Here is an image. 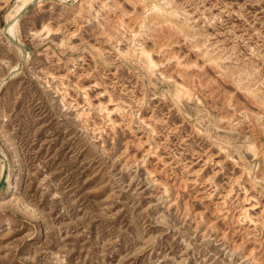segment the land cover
Listing matches in <instances>:
<instances>
[{
	"label": "rangeland",
	"instance_id": "374dc122",
	"mask_svg": "<svg viewBox=\"0 0 264 264\" xmlns=\"http://www.w3.org/2000/svg\"><path fill=\"white\" fill-rule=\"evenodd\" d=\"M30 3L0 0V264H264V0Z\"/></svg>",
	"mask_w": 264,
	"mask_h": 264
},
{
	"label": "bare ground",
	"instance_id": "6f19581e",
	"mask_svg": "<svg viewBox=\"0 0 264 264\" xmlns=\"http://www.w3.org/2000/svg\"><path fill=\"white\" fill-rule=\"evenodd\" d=\"M31 0H21V5L17 8V9H15L16 11V13L15 14H17V12L20 10V9H22L23 10V7L25 6V5H27L28 4V2H30ZM37 2H38V0H36ZM144 1H146V0H144ZM20 2V1H19ZM140 2H141V0H140ZM148 2V1H147ZM143 3V2H142ZM188 3V2H187ZM167 6V5H166ZM175 6V5H174ZM146 7V6H145ZM155 10V9H154ZM20 12V11H19ZM186 12V11H185ZM22 13V12H21ZM175 13V12H174ZM171 14V13H170ZM12 15V14H11ZM162 15V14H161ZM167 15V14H166ZM165 15V16H166ZM173 15V14H172ZM172 15H170L171 17H172ZM168 16V15H167ZM167 16L166 17H164L163 18V16H161L165 21L166 20H168V18H170V17H168L167 18ZM12 17H14L13 15L12 16H10V18H8V19H11ZM160 17V19H162ZM188 18V17H187ZM13 19V18H12ZM153 20V19H152ZM163 20V21H164ZM193 20V19H192ZM160 21V20H159ZM171 21V20H170ZM16 20L15 21H13L11 24H7V26H5L4 28H3V31H4V33L9 37V38H11V39H14V35H15V25H16ZM182 22V21H181ZM180 22V23H181ZM174 24V23H173ZM172 24V25H173ZM182 24V23H181ZM181 24H179V22H176L175 24H174V26L171 28V30L173 29L174 31H180L181 29H182V25ZM184 32V31H183ZM173 34H175V33H173ZM167 35V34H166ZM212 45V44H211ZM198 46V45H197ZM203 51V50H202ZM213 52V51H212ZM201 53H204V51L203 52H201ZM200 53V54H201ZM205 53H208V51H206ZM146 57L148 58V60H147V62H148V67H151V66H154L155 64V62H153L152 60H151V58H150V56H149V54L148 53H146ZM215 57V56H214ZM208 59L210 60V59H212L213 60V57L211 56V54H209L208 53ZM19 63V62H18ZM215 63H217V62H215ZM219 63V62H218ZM218 65V64H217ZM16 66V65H15ZM150 70V69H149ZM15 71H16V67L15 68H12L11 69V71L9 72V73H7L8 75H7V77H9V78H11L13 75H14V73H15ZM6 76V75H5ZM7 79V78H6ZM2 81H4V80H2ZM178 84V83H177ZM0 85H1V83H0ZM190 91V90H189ZM254 93V92H253ZM255 97H256V95H255ZM258 98H259V96H257ZM261 97V96H260ZM263 100H264V98H263ZM254 101V100H253ZM260 101H262L261 99H260ZM226 127V126H225ZM227 130V129H226ZM230 130V129H229ZM0 153L2 154V151H1V146H0ZM0 154V155H1ZM2 156V155H1ZM1 156H0V158H1ZM3 161H4V159H0V176H1V174H2V171H3V169H4V164H3ZM128 166V165H127ZM7 167V174H6V178H5V187H3V189H1L0 190V195H8V194H11L12 192H13V190H14V184H13V174H12V171H11V168L9 167V164H8V166H6ZM5 201V200H4ZM7 201H8V199H7ZM11 203V202H10ZM14 203H15V200H14ZM16 204V203H15ZM17 205V204H16ZM244 208V207H243ZM223 209V208H222ZM222 211V210H221ZM241 211V210H240ZM242 211H244V210H242ZM246 211V210H245ZM231 212V211H230ZM245 213V212H244ZM225 214V213H224ZM236 218V217H235Z\"/></svg>",
	"mask_w": 264,
	"mask_h": 264
},
{
	"label": "water",
	"instance_id": "95a60500",
	"mask_svg": "<svg viewBox=\"0 0 264 264\" xmlns=\"http://www.w3.org/2000/svg\"><path fill=\"white\" fill-rule=\"evenodd\" d=\"M32 6V3H30L29 5H27L23 10H22V13H24V12H26V11H28L29 9H30V7ZM21 13V14H22ZM12 41H13V39H11ZM21 65V61L19 62V65H18V68H19V66ZM9 77H7V79H8ZM3 164H4V169H3V171H2V174H1V176H0V186L2 185V183L4 182V180H5V178H6V174H7V165H6V162H5V160L3 161Z\"/></svg>",
	"mask_w": 264,
	"mask_h": 264
}]
</instances>
